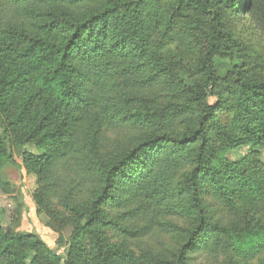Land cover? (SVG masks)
Instances as JSON below:
<instances>
[{
    "label": "trees",
    "instance_id": "16d2710c",
    "mask_svg": "<svg viewBox=\"0 0 264 264\" xmlns=\"http://www.w3.org/2000/svg\"><path fill=\"white\" fill-rule=\"evenodd\" d=\"M1 1L15 12L5 26L0 12V168L28 143L44 153L23 161L41 172L58 162L80 165L83 180L69 183L62 198L72 227L64 264H192L221 237L247 259L264 249V230L224 227L207 202L264 213L258 153L225 158L242 146L264 148V80L235 65L222 78L215 66L242 59L229 17L248 16L264 36V0ZM176 39L191 58L168 50ZM147 88L172 101L156 108L131 97ZM105 125L138 132L132 147L100 156ZM139 198L187 221L168 255L136 259L110 241V232L142 235L114 218ZM48 213L63 247L60 218ZM13 225L0 221V264H60L37 236Z\"/></svg>",
    "mask_w": 264,
    "mask_h": 264
},
{
    "label": "rangeland",
    "instance_id": "374dc122",
    "mask_svg": "<svg viewBox=\"0 0 264 264\" xmlns=\"http://www.w3.org/2000/svg\"><path fill=\"white\" fill-rule=\"evenodd\" d=\"M0 12L2 13V25H10V20L15 12L0 0ZM14 23V22H11ZM227 27L234 34L242 52V59L235 62L216 60V71L220 77H225L233 65L241 67L247 76L264 80V36L254 27L248 16L242 14L238 17H229ZM168 50L185 60L191 58L192 54L188 47L176 39ZM187 81V76L182 74ZM188 82V81H187ZM155 92L158 89H133L131 97L144 100L156 108L168 104L172 100L169 97H158ZM214 104L215 99H210ZM179 121L174 125L179 127ZM138 132L131 128H113L105 125L97 139V151L100 156L116 154L132 147ZM257 152L259 160L264 164V148H254L250 145L239 147L225 154V158L236 163L249 154ZM43 151L32 143L23 146L20 151L14 154L11 161L6 162L0 168V221L9 225L14 223L16 232L37 236L64 264L69 248V237L72 227L68 225L66 214L62 207V198L68 190L69 183L81 182V170L77 161L58 162L53 164L49 170L41 172L32 164L23 161L24 155L41 157ZM183 168L174 174L176 181ZM73 184V183H72ZM39 199V201L37 200ZM207 202L213 212V220L224 227H244L255 229L257 232L264 230V213L258 212L250 206L248 209L228 210L214 197L209 196ZM262 205V203H260ZM264 207V205H262ZM258 206V208H262ZM47 210V211H46ZM167 207H158L147 200L139 198L133 201L127 208L117 213L118 221L122 226L130 230L142 232L138 238L129 239L108 234L110 241L128 251L132 252L136 259L145 254L168 255L177 248L179 235L187 226V221L177 214H172ZM56 214L60 219L59 228L63 247L57 245L59 235L49 227L50 216ZM252 218V219H251ZM250 220V223L248 222ZM239 230L238 228H236ZM229 238H220V245L215 246V251H197L191 262L192 264H264V249L258 254L247 259L237 255L235 246Z\"/></svg>",
    "mask_w": 264,
    "mask_h": 264
}]
</instances>
